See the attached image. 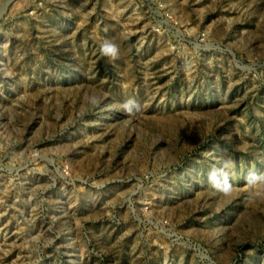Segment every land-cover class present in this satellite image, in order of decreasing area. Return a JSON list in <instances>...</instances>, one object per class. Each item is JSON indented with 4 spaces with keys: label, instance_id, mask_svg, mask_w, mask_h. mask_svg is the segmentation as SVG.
Returning a JSON list of instances; mask_svg holds the SVG:
<instances>
[{
    "label": "rangeland",
    "instance_id": "obj_1",
    "mask_svg": "<svg viewBox=\"0 0 264 264\" xmlns=\"http://www.w3.org/2000/svg\"><path fill=\"white\" fill-rule=\"evenodd\" d=\"M0 264H264V0H0Z\"/></svg>",
    "mask_w": 264,
    "mask_h": 264
},
{
    "label": "clouds",
    "instance_id": "obj_2",
    "mask_svg": "<svg viewBox=\"0 0 264 264\" xmlns=\"http://www.w3.org/2000/svg\"><path fill=\"white\" fill-rule=\"evenodd\" d=\"M101 52L103 55L109 56L112 59H115L118 55V48L115 44L111 43V42H105L102 46H101ZM127 107V105H126Z\"/></svg>",
    "mask_w": 264,
    "mask_h": 264
}]
</instances>
